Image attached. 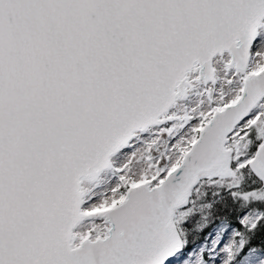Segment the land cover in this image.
<instances>
[{
	"label": "snow or ice",
	"instance_id": "1",
	"mask_svg": "<svg viewBox=\"0 0 264 264\" xmlns=\"http://www.w3.org/2000/svg\"><path fill=\"white\" fill-rule=\"evenodd\" d=\"M0 264H264V0H0Z\"/></svg>",
	"mask_w": 264,
	"mask_h": 264
},
{
	"label": "trees",
	"instance_id": "2",
	"mask_svg": "<svg viewBox=\"0 0 264 264\" xmlns=\"http://www.w3.org/2000/svg\"><path fill=\"white\" fill-rule=\"evenodd\" d=\"M262 238L258 235L255 240L253 241V244L256 246H259L261 243Z\"/></svg>",
	"mask_w": 264,
	"mask_h": 264
}]
</instances>
